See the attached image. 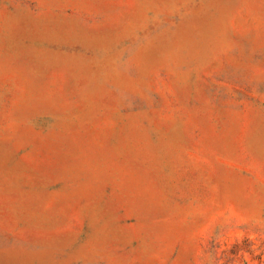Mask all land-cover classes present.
<instances>
[{
    "label": "rangeland",
    "instance_id": "rangeland-1",
    "mask_svg": "<svg viewBox=\"0 0 264 264\" xmlns=\"http://www.w3.org/2000/svg\"><path fill=\"white\" fill-rule=\"evenodd\" d=\"M0 264H264V0H0Z\"/></svg>",
    "mask_w": 264,
    "mask_h": 264
}]
</instances>
